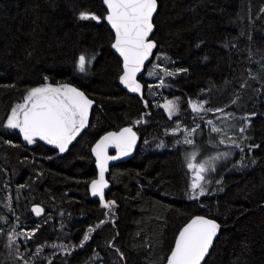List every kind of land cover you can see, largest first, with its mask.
<instances>
[{"label":"trees","instance_id":"trees-1","mask_svg":"<svg viewBox=\"0 0 264 264\" xmlns=\"http://www.w3.org/2000/svg\"><path fill=\"white\" fill-rule=\"evenodd\" d=\"M82 12L98 20H81ZM107 14L104 0H0V264H165L198 215L221 226L203 264H264V0H157L151 41L164 70L146 78L153 59L146 66L141 98L119 86ZM65 84L92 101L88 126L67 151L36 137L29 144L5 126L28 90ZM174 98L179 113L170 118L162 104ZM190 101L203 104V116ZM224 113L243 122V149L215 173L211 191L188 201L185 146L172 130L203 129L209 145L203 124ZM124 127L140 143L109 169L104 201L114 205L106 208L88 193L91 148Z\"/></svg>","mask_w":264,"mask_h":264},{"label":"snow or ice","instance_id":"snow-or-ice-1","mask_svg":"<svg viewBox=\"0 0 264 264\" xmlns=\"http://www.w3.org/2000/svg\"><path fill=\"white\" fill-rule=\"evenodd\" d=\"M104 3L108 8L106 19L115 31V43L112 47L123 57V74L120 76V82L129 91L139 92L141 86L136 81V73L141 70L144 61L155 47V44L148 40V36L153 30L152 17L157 8V0H104ZM79 18L98 20L94 14L88 12H82ZM85 64L86 58L81 55L77 64L81 72L85 71ZM167 74L172 75V73ZM189 103L193 112L199 113L203 110V104H197L194 101ZM91 105L92 101L83 92L69 85L55 88L37 87L27 94L25 103L18 104L12 110L7 120V127L18 128L29 144L33 143L34 137H39L55 145L60 152H64L67 145L86 126ZM164 107L170 118L177 110L173 101L167 102ZM212 131L219 132L220 129L213 127ZM241 131L244 129L242 128ZM135 141L136 135L132 129L124 128L119 133H109L93 148L100 171L99 179L91 183V190L94 196L100 197L102 205L106 208H111L114 202L104 201L103 189L107 187L104 173L107 170V162L118 158L108 156L106 149L112 143L120 155H127ZM186 142L192 143L191 140ZM187 167L193 172L192 191L200 189L199 195H203L201 181L205 180L203 175L206 171L205 164H194L190 161ZM41 211L40 208H33V212L37 215ZM219 227L214 221L203 217L192 219L180 231L167 264H201ZM29 238H31L30 235ZM9 239L11 240L12 237ZM87 239L86 234L84 240Z\"/></svg>","mask_w":264,"mask_h":264},{"label":"rangeland","instance_id":"rangeland-1","mask_svg":"<svg viewBox=\"0 0 264 264\" xmlns=\"http://www.w3.org/2000/svg\"><path fill=\"white\" fill-rule=\"evenodd\" d=\"M154 61V62H153ZM152 63L150 64L149 68L143 75L146 78H155V75H157L160 71L164 70L163 66H158L157 64V56H154ZM48 85H40L37 87H45ZM34 87V88H37ZM55 88L56 86H49ZM32 88V89H34ZM28 90L27 94L32 90ZM25 97L24 99L19 102L18 104L25 103ZM173 101L176 104V112L171 117H175L179 113V102L177 99H170L166 100L162 107L164 109L165 114L169 117V113L164 107V105L169 102ZM12 107L8 117L11 115L12 110L16 108L18 105ZM198 104V103H197ZM197 116H203V111L201 110L199 113L194 112ZM230 115L227 113L221 114L217 116L215 119L211 120V123H209L208 120H205L203 126L204 129L207 131V135L210 139V144H207V140L202 136L203 135V129L196 130V127H185L182 125H176V127L172 130V133L178 134L181 133V143L183 146V153L181 155L182 161L184 164V167L186 168L187 175L185 177L186 184L184 186V192L186 200L193 201L199 196L200 189H197L195 192L191 189V182H192V176L193 172L190 171L187 167L188 163L191 161L194 164H200L204 163L206 171L203 173L205 176V180L201 181V185L204 190V194H206L208 191H211V188L216 183L215 181V173L219 171V169H228L229 165H232L234 163V157L237 152H240L242 148V137L245 134V131H241V129L245 128L243 127V122L234 123V121L229 118ZM8 120V118H7ZM7 120L5 122V126L7 127ZM248 122L246 121L245 124ZM216 127L219 128V132H213L212 128ZM9 128V127H7ZM13 129V128H12ZM20 135L24 139L23 133L20 132L18 128H16ZM205 132V131H204ZM211 133L216 135L215 138L212 137ZM239 137L241 140L239 141ZM35 138V137H34ZM36 139V138H35ZM191 140L192 143H187L186 141ZM223 141V143L221 142ZM162 144V143H161ZM239 158L235 160V163L239 164ZM203 194V195H204Z\"/></svg>","mask_w":264,"mask_h":264},{"label":"water","instance_id":"water-1","mask_svg":"<svg viewBox=\"0 0 264 264\" xmlns=\"http://www.w3.org/2000/svg\"><path fill=\"white\" fill-rule=\"evenodd\" d=\"M104 6L106 7V9H107V11H108V8H107V6L105 5V3H104ZM156 10H157V8H156ZM155 13H156V11L154 12L153 17H154V15H155ZM153 17H152V20H153ZM107 24H108L110 30L112 31V34H113V36H114V42H113V43H115V31H114V29H112V27H111V25L108 23V21H107ZM153 31H154V28H153L152 32L149 34V36H148V40H149V41H151V37H152V35H153ZM151 42H152V41H151ZM112 49H113V52L115 53V55H116V56L121 60V62H122V73H121V75H122V74H123V57H121L120 54H119V53H118L113 47H112ZM154 50H155V47L152 49L151 54L149 55V57L144 61V64L142 65L141 70H140L139 72L136 73V81H137V83H139L140 86H141L139 92H132V91H129V89H128L127 87H125V85H123V84L120 82V77H119V86H120L121 89H122L124 92H126L128 95L136 96V97H139V98L142 97V94H143V85H142V83L139 81V78L143 75L146 66H147L149 63H151V61H152V59H153V55H154ZM121 75H120V76H121ZM21 118H22V117H21ZM124 128H131V127H124ZM124 128H122V129H124ZM122 129H120L118 132L110 131V132H106V133H104V134L101 135V136L95 141V143L93 144V146H92V148H91V155H92V158H93V160H94V167H95V170H96V178H95L94 180H98V179H99V171H100V170H99V168H98V166H97V158H96V155L93 153V148L96 146V144H97V143H98L103 137L107 136L109 133H119ZM131 129H132V132H134L135 135H136V141H135V144L132 146L131 151L128 152L127 155H120V153L118 152L117 148H116L115 145L112 144V143H110V144L108 145L107 149H106V154H107L108 156H110V157H111V156H115V157H118V158H117V159H113V160H109V161L107 162V170H106L105 173H104V180H105V182H106V184H107V187L103 189V192H104V199H105V195L109 192V189H110V184H109V182L107 181V175H108L109 169H110L111 167H114V166L118 165V164L125 163L126 161L130 160L131 158H133L134 155H135V152H136V150H137V148H138V146H139V143H140V141H139V136L137 135V133L134 131L133 128H131ZM91 183H92V182H91ZM91 183H90V185H89V193H90V197H91V199L94 200V201L99 202L100 204H102V203H101V199H100V197H99V196H94V195L92 194ZM33 208H40V209H41V207H39V206H33V207H31V209H30L31 214H32L35 218H39V217L42 215V211H41V213H40L39 215H37L35 212H33ZM195 217H203V218H205V219H209V218L204 217V216H201V215L194 216L193 218H191V219H190V220H189V221H188V222H187V223H186V224H185V225L179 230V232H178V234H177V236H176V239H177V237H178L180 231H181V230H182V229H183L188 223H190L191 220L194 219ZM209 220H212V219H209ZM212 221H214V220H212ZM214 222L217 223L216 221H214ZM217 224H218V223H217ZM218 225H219V224H218ZM219 226H220V225H219ZM220 229H221V226L219 227L216 236L213 238V242H212V244L210 245V247H209V249H208V252L205 254L203 260L201 261V264L204 263L206 257L208 256V254H209V252H210V250H211V248H212V246H213V244H214L215 239L218 237V235H219V233H220ZM176 239H175V241H176ZM175 241H174V244H173V246H172L171 251L173 250V248H174V246H175ZM171 251H170L168 257L170 256ZM168 257H167V259H166L165 264H167Z\"/></svg>","mask_w":264,"mask_h":264},{"label":"flooded vegetation","instance_id":"flooded-vegetation-1","mask_svg":"<svg viewBox=\"0 0 264 264\" xmlns=\"http://www.w3.org/2000/svg\"><path fill=\"white\" fill-rule=\"evenodd\" d=\"M91 108H92V105H91V107L89 108V110H88V117H87V123H86V126L85 127H83L81 130H80V132L75 136V138L71 141V143H69L68 145H67V148H66V150L65 151H67V149H68V147L80 136V134H82V132L86 129V127L88 126V123H89V120H90V112H91ZM36 138H38L39 139V137H36ZM40 141H42V142H44V143H46L47 145H49V146H51L58 154H60V153H64V152H60V150H59V148H57L55 145H52V144H49V143H47L45 140H41V139H39ZM88 193H89V188H88ZM89 196H90V193H89ZM91 198V197H90Z\"/></svg>","mask_w":264,"mask_h":264}]
</instances>
